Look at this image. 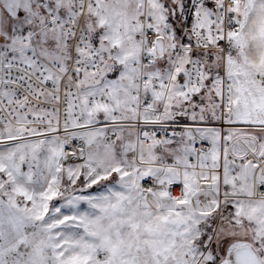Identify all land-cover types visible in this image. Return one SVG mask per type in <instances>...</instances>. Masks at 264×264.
Here are the masks:
<instances>
[{
  "label": "snow or ice",
  "instance_id": "snow-or-ice-1",
  "mask_svg": "<svg viewBox=\"0 0 264 264\" xmlns=\"http://www.w3.org/2000/svg\"><path fill=\"white\" fill-rule=\"evenodd\" d=\"M0 264H264V0H0Z\"/></svg>",
  "mask_w": 264,
  "mask_h": 264
},
{
  "label": "built area",
  "instance_id": "built-area-1",
  "mask_svg": "<svg viewBox=\"0 0 264 264\" xmlns=\"http://www.w3.org/2000/svg\"><path fill=\"white\" fill-rule=\"evenodd\" d=\"M196 146H197V147H200V146H201L200 142H198ZM203 146H204L205 148H207V147H210V144H208V142L205 141V142H203Z\"/></svg>",
  "mask_w": 264,
  "mask_h": 264
}]
</instances>
